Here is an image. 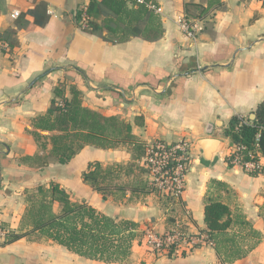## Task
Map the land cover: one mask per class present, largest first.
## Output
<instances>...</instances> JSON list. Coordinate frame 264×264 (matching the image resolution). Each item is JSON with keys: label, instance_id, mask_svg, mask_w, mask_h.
Here are the masks:
<instances>
[{"label": "crops", "instance_id": "obj_1", "mask_svg": "<svg viewBox=\"0 0 264 264\" xmlns=\"http://www.w3.org/2000/svg\"><path fill=\"white\" fill-rule=\"evenodd\" d=\"M42 2L48 5V24L19 30L14 49L0 45L5 51L0 50V226L16 233L31 231L29 192L55 183L76 202L138 225L141 237L125 264H225L215 248L167 257L150 253L145 245L148 232H203L206 200L219 198L232 211L229 232L258 234L241 242L254 248L232 264H264V173L250 176L233 169L228 163L233 145L226 136L232 118L246 119L264 101V4L219 0L214 9L209 0H151L162 10L163 38L113 44L86 32L83 22L75 23L76 13L86 10L90 0H0V32L16 28L20 16L14 18L13 12L27 13ZM183 18L195 27L193 38L180 29ZM72 90L84 108L131 125L142 154L135 156L132 144H87L61 164L51 139L62 133L35 129L34 124L48 114L55 98L71 100ZM207 131L219 134L222 143L211 162L196 149L200 140L211 138ZM33 132L40 135L39 142ZM180 140L192 146L191 169L181 197L164 199L149 190L146 171L141 176L137 168H143L149 144ZM90 164L115 169L113 179L106 181L113 185L106 199L84 181ZM46 189L49 193L50 186ZM53 207L58 213V205ZM236 220L249 228L240 229ZM0 264L118 263L79 257L35 232L0 245Z\"/></svg>", "mask_w": 264, "mask_h": 264}, {"label": "trees", "instance_id": "obj_2", "mask_svg": "<svg viewBox=\"0 0 264 264\" xmlns=\"http://www.w3.org/2000/svg\"><path fill=\"white\" fill-rule=\"evenodd\" d=\"M146 1L149 3L151 0ZM208 3L214 9L220 7L219 0H209ZM47 11L48 5L42 2L21 14L15 29L0 32V45L5 43L10 49L17 47V32L33 31L47 25L50 20ZM84 13L89 25V29L85 31L113 44L127 43L133 38L157 42L164 36L159 16L144 5L133 4L131 0H90L86 12L78 10L76 13L74 21L77 25L82 22ZM28 16L32 21L27 19ZM104 32H107V36L103 35ZM1 51L5 52L3 49ZM55 93L56 96L61 94L59 89ZM72 96L71 100L63 97L60 102L55 98L48 114L34 124L35 129L62 133L51 139L53 154L61 164L71 160L87 144L106 148L118 144H137L139 147L136 150H143L132 135L131 125L115 116L105 117L84 108L79 93L75 90H72ZM246 119L248 123L241 125L242 119L239 116L232 118L226 136L231 139L232 145H242L251 150L256 136L260 134L259 145L264 157V101ZM33 136L37 142L40 141L38 132H33ZM76 142L81 144L75 147ZM114 170H104L99 164H90L88 171L83 174L84 181L106 199L113 187L106 182L107 176ZM216 185L226 188L221 183ZM49 190L48 193L46 188L39 187L38 200L32 201L28 212V217L32 220L31 231H9L2 246L38 232L72 254L91 261L123 263L130 258L134 243L141 237L137 224L105 215L87 202L74 201L73 196L58 184L52 183ZM55 204L59 207L58 213L53 212ZM236 222L240 229L249 228L244 220ZM205 223L207 228L203 232L214 241L215 250L225 264L245 258L254 248L252 245L243 249V240L258 238L257 232L252 230L245 236H241L240 232H229L234 226L232 211L219 198L210 197L206 200Z\"/></svg>", "mask_w": 264, "mask_h": 264}, {"label": "built area", "instance_id": "obj_3", "mask_svg": "<svg viewBox=\"0 0 264 264\" xmlns=\"http://www.w3.org/2000/svg\"><path fill=\"white\" fill-rule=\"evenodd\" d=\"M264 4V0H257ZM133 4L144 5L156 15H161V8L146 0H131ZM86 12V10H83ZM14 18L20 13L13 12ZM87 17L83 15V28L88 30ZM180 29L189 38H193L196 32L195 27L183 18L180 22ZM2 46H5L3 44ZM241 125L248 121L242 118ZM260 134L256 136L255 144L251 150L245 146L233 145L228 157V163L235 169L251 176H260L264 173V157L260 150ZM192 146L186 140H180L173 144L164 142H153L146 147L143 160L149 179V190L158 194L161 198L178 200L185 189V178L191 169ZM9 230L0 226V245H2ZM145 245L152 254L167 257H182L202 248H215L214 241L204 232L190 234L184 231H171L163 235L151 232L145 234Z\"/></svg>", "mask_w": 264, "mask_h": 264}, {"label": "water", "instance_id": "obj_4", "mask_svg": "<svg viewBox=\"0 0 264 264\" xmlns=\"http://www.w3.org/2000/svg\"><path fill=\"white\" fill-rule=\"evenodd\" d=\"M206 135L210 136L211 138H205L200 140L197 144L196 149L200 152V156L205 161L211 162L214 160V157L217 154L218 149L221 147L222 143L218 139L220 137L219 134H214L213 131H207Z\"/></svg>", "mask_w": 264, "mask_h": 264}, {"label": "rangeland", "instance_id": "obj_5", "mask_svg": "<svg viewBox=\"0 0 264 264\" xmlns=\"http://www.w3.org/2000/svg\"><path fill=\"white\" fill-rule=\"evenodd\" d=\"M121 121L122 122H125L124 120H122L121 119ZM139 147V145H134V148L135 149H137ZM191 153H193V151H191ZM139 154H142V148H140V149H138V150H136V152H135V156H137V155H139ZM51 157H53V156H51ZM125 169H127V168H125ZM142 170V171H141ZM137 171H138V173H139V175H144L143 173H145V170L142 168V169H140V168H137ZM263 174V173H262ZM251 176V175H250ZM110 179H113V176H111V175H109V176H107V182H109V180ZM51 184L52 183H45V184H43V185H38V186H35L33 189H31L30 190V194L28 195V198L30 197V201L32 202L33 200H31V198H33L34 197V201H37L38 200V193H37V191H38V188L39 187H43V188H48L49 186H51ZM48 185V186H47ZM65 189V188H64ZM66 190V189H65ZM67 191V190H66ZM39 198L41 199V196H39ZM73 200L75 201L76 200V198L75 197H73ZM58 210V209H57ZM214 248V247H213ZM212 248V249H213ZM243 249H246V246H244L243 247ZM150 252V251H149ZM151 253V252H150ZM156 256H160V255H156ZM118 264H125V262H123V263H118Z\"/></svg>", "mask_w": 264, "mask_h": 264}]
</instances>
